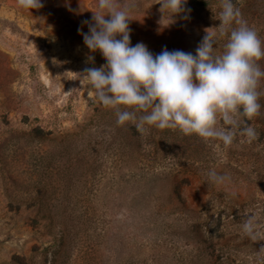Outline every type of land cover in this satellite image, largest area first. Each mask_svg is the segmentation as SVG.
<instances>
[{
	"label": "rangeland",
	"instance_id": "1",
	"mask_svg": "<svg viewBox=\"0 0 264 264\" xmlns=\"http://www.w3.org/2000/svg\"><path fill=\"white\" fill-rule=\"evenodd\" d=\"M116 2L129 8L131 45L153 55H195L206 31H218L223 6L186 0L171 18L161 0ZM41 3L28 10L0 0V264H264L263 158L250 184L242 166L254 157L239 133L225 149L146 126L142 141L128 138L134 155L114 166L116 111L84 72L106 63L83 43L97 0ZM232 3L264 39V0ZM210 170L230 181L213 183ZM249 215L255 238L242 230Z\"/></svg>",
	"mask_w": 264,
	"mask_h": 264
},
{
	"label": "clouds",
	"instance_id": "2",
	"mask_svg": "<svg viewBox=\"0 0 264 264\" xmlns=\"http://www.w3.org/2000/svg\"><path fill=\"white\" fill-rule=\"evenodd\" d=\"M17 3L28 10L43 7L41 0ZM184 3L186 0L160 2L171 18L182 11ZM96 9L91 22L83 21L88 24L83 43L90 53L99 52L106 63L84 72L95 97L116 110L117 125L135 121L141 132L148 130L146 126L179 130L205 141H219L217 146L225 149L237 133L241 144L257 139L255 128L242 125L261 109L258 89L264 68L259 61L264 59V39L241 17L232 0H223L218 31H206L195 55L166 48L153 55L142 42L132 46L129 8L119 7L116 0H97ZM224 37L226 42L218 52L217 40ZM87 59L92 62L94 56ZM137 112L145 114L137 117ZM208 176L216 184L230 181L215 170ZM257 227V217L249 215L242 230L255 238L260 235Z\"/></svg>",
	"mask_w": 264,
	"mask_h": 264
},
{
	"label": "trees",
	"instance_id": "3",
	"mask_svg": "<svg viewBox=\"0 0 264 264\" xmlns=\"http://www.w3.org/2000/svg\"><path fill=\"white\" fill-rule=\"evenodd\" d=\"M258 90L261 92V95L258 101L261 104V109L259 111V114L255 116L256 123L254 121L252 125V127L255 128L256 132L258 133V136H257V139L253 140L251 143L241 144L243 152L246 151L245 154L247 156L254 157L253 162H251L252 164L253 163L257 164L260 159L262 160V158L264 160V92L261 91L262 89L260 88V86ZM120 107L121 109L124 108V106H120ZM113 110L116 111L115 109ZM116 120H117V115H115V119L113 121L114 127H115V133L118 134V136H114V139L117 140V141H114V143L117 144V147H115L114 149L115 151L113 152V155L111 153V157H112L111 161L114 164V166L122 164L131 155H134L133 150H134L135 145L133 144V142L128 141V138L131 137L134 141L140 142L142 141L141 133H143L141 131L140 133H137L138 129L133 123L130 124L126 122L123 125H117ZM249 124H250V121H245L243 126H250ZM129 125L131 127H129ZM133 130H136V133H134ZM163 131L167 132V130H163ZM174 131H178V130H174ZM149 132H151V130H149ZM142 160H144V156L141 157V159L137 161H142ZM138 167L140 168V171H143L142 166H138ZM242 167L243 169H246L245 172L247 173L244 177L245 181L247 183L253 184L254 183L253 170L255 169V165L253 164V166H250L251 168L244 167V165ZM127 170L132 173L135 172L134 167L132 166L130 167L129 164H128ZM256 176H257V173H256Z\"/></svg>",
	"mask_w": 264,
	"mask_h": 264
}]
</instances>
